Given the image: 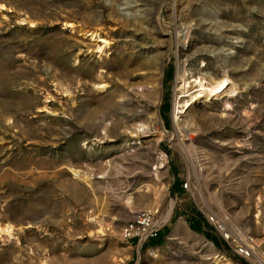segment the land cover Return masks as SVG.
Listing matches in <instances>:
<instances>
[{"label":"rangeland","instance_id":"rangeland-1","mask_svg":"<svg viewBox=\"0 0 264 264\" xmlns=\"http://www.w3.org/2000/svg\"><path fill=\"white\" fill-rule=\"evenodd\" d=\"M105 1L0 0V264H264V0Z\"/></svg>","mask_w":264,"mask_h":264},{"label":"bare ground","instance_id":"bare-ground-1","mask_svg":"<svg viewBox=\"0 0 264 264\" xmlns=\"http://www.w3.org/2000/svg\"><path fill=\"white\" fill-rule=\"evenodd\" d=\"M105 2H107V4L108 5H110V1H105ZM0 8H2V6H0ZM117 10L124 16V17H127L128 16V13L126 12V11H123V10H126V9H124V8H122V7H120V6H117ZM69 27L70 28H72L73 29V26L72 25H69ZM192 31V30H191ZM74 33H76V34H78V35H80V36H83V37H89L90 38V40L89 41H95V42H98V41H100L101 43H103L104 44V46L106 45V41L105 40H103V39H101L100 37H99V34L96 32V31H92V32H88V31H86V32H84V31H82V30H79V29H76V30H74ZM182 33V32H181ZM189 34H190V30H188V29H186L185 30V32H184V37H188L189 36ZM182 42H183V40H182ZM185 44V43H184ZM100 48L98 49V52H100ZM229 53H231V52H229ZM186 61V60H185ZM185 61L184 62H182L181 64H179L178 65V71L180 72V80H181V82H182V85H180L181 86V88H180V94L182 95L181 96V98L183 97V98H186V97H190V99H192V101L193 100H195L196 98H199L200 97V95H204V97L205 98H207V97H215V96H217V95H220V94H222V93H224V92H226V93H231V91L229 90V88H228V79L226 78V77H223V78H221V79H218V80H216V81H212V83H210L209 84V86L208 87H204V84L202 83V82H198V88H200V90H199V92H198V95H196V96H192L191 97V95H189V94H187V92H188V90H187V88H188V86H189V84H188V82H186V78H185V68H184V63H185ZM178 72V73H179ZM179 77V76H178ZM231 89H232V87H231ZM188 101V100H187ZM185 105H186V103H185ZM183 112V111H182ZM181 113V112H180ZM177 120V119H176ZM188 127V126H187ZM73 177L74 178H76V179H78V180H80V181H83V182H86L87 180H86V178L85 177H83L81 174H79L78 172H74L73 171ZM155 180L156 181H158V177L157 176H155ZM4 232H6V234H9V226H7V227H5L4 229H1L0 228V234H2V233H4ZM97 233L98 234H102V231L101 230H98L97 231ZM99 249H101V247H99ZM262 259H264V258H262ZM223 261V260H222ZM113 262H114V264H123L124 263V259L123 258H116L115 260H113ZM221 262V261H220ZM44 264V263H43ZM224 264V263H223ZM261 264H262V262H261Z\"/></svg>","mask_w":264,"mask_h":264},{"label":"built area","instance_id":"built-area-1","mask_svg":"<svg viewBox=\"0 0 264 264\" xmlns=\"http://www.w3.org/2000/svg\"><path fill=\"white\" fill-rule=\"evenodd\" d=\"M156 215L157 213L151 212L134 214L132 221L123 229L122 236L124 240H136L142 244L144 241L155 239L161 228Z\"/></svg>","mask_w":264,"mask_h":264},{"label":"trees","instance_id":"trees-1","mask_svg":"<svg viewBox=\"0 0 264 264\" xmlns=\"http://www.w3.org/2000/svg\"><path fill=\"white\" fill-rule=\"evenodd\" d=\"M152 242H154V241H152ZM153 244H155V243H153Z\"/></svg>","mask_w":264,"mask_h":264}]
</instances>
